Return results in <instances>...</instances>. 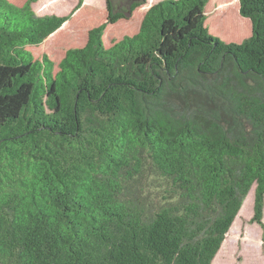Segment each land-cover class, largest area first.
Wrapping results in <instances>:
<instances>
[{
  "label": "trees",
  "instance_id": "16d2710c",
  "mask_svg": "<svg viewBox=\"0 0 264 264\" xmlns=\"http://www.w3.org/2000/svg\"><path fill=\"white\" fill-rule=\"evenodd\" d=\"M0 0V264H213L254 186L264 229V0H161L106 47L107 18L55 67L69 15ZM146 0H131L129 15ZM226 3V2H225ZM218 28V26H217ZM164 183L152 206L145 163Z\"/></svg>",
  "mask_w": 264,
  "mask_h": 264
},
{
  "label": "rangeland",
  "instance_id": "374dc122",
  "mask_svg": "<svg viewBox=\"0 0 264 264\" xmlns=\"http://www.w3.org/2000/svg\"><path fill=\"white\" fill-rule=\"evenodd\" d=\"M17 6H21L26 0H9ZM161 0H146V2L135 9L130 15L125 13L131 0H113L115 12L124 14L127 19H120L116 23L107 25L103 42L106 47L120 40L125 35L137 32L144 12L152 4ZM226 2V3H225ZM229 0H209L206 7L207 24L213 36L226 42H240L250 33V22L246 19L244 29L239 40L230 38L235 32L228 33L218 25L221 18L226 17ZM238 13V0H231ZM32 10L37 16L44 15H69V19L42 44L37 47H29L35 59H40L43 54L47 55L57 67L65 51L70 48L82 47L86 40L88 31L103 23L107 18L105 0H37L31 4ZM225 19V18H224ZM218 26V28H217ZM142 193L147 202L152 206L158 204L165 190L164 183L158 178L149 163H145ZM254 186L245 197L242 207L228 231L221 248L213 259V264H264V229L257 224L251 223L253 213ZM264 223V212L263 219Z\"/></svg>",
  "mask_w": 264,
  "mask_h": 264
}]
</instances>
